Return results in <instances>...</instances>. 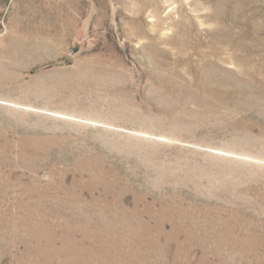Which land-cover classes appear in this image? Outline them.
Segmentation results:
<instances>
[{"label":"rangeland","instance_id":"374dc122","mask_svg":"<svg viewBox=\"0 0 264 264\" xmlns=\"http://www.w3.org/2000/svg\"><path fill=\"white\" fill-rule=\"evenodd\" d=\"M0 264H264V0H0Z\"/></svg>","mask_w":264,"mask_h":264}]
</instances>
